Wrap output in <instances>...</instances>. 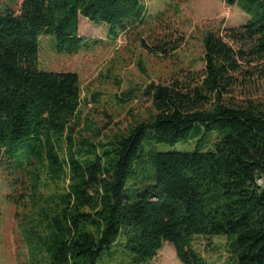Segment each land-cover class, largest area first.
Segmentation results:
<instances>
[{
    "label": "trees",
    "instance_id": "obj_1",
    "mask_svg": "<svg viewBox=\"0 0 264 264\" xmlns=\"http://www.w3.org/2000/svg\"><path fill=\"white\" fill-rule=\"evenodd\" d=\"M225 2L249 20L205 36L202 71L149 84L148 120L103 136L112 121L79 130L80 76L42 70L40 39L77 54L81 17L117 39L145 24L144 0H0V167L28 264H151L166 243L208 264L199 236L227 237L229 264H264V0ZM215 131L214 150L156 149Z\"/></svg>",
    "mask_w": 264,
    "mask_h": 264
},
{
    "label": "rangeland",
    "instance_id": "obj_2",
    "mask_svg": "<svg viewBox=\"0 0 264 264\" xmlns=\"http://www.w3.org/2000/svg\"><path fill=\"white\" fill-rule=\"evenodd\" d=\"M23 0H1L3 7L17 13ZM145 24H129L117 39L110 37V26L96 24L81 17L79 35L84 47L74 55L55 50L54 35L40 39L39 67L44 71L76 72L82 88V123L79 130L91 135L112 121L103 136L127 131L138 122L148 120L152 104L145 95L151 83H171L185 71L204 68V38L210 33L224 34L227 28L244 25L249 16L225 0H144ZM146 43L147 46L144 45ZM163 43L167 51H157ZM218 131L199 134L188 142L175 145L156 144L160 152L214 150L220 139ZM154 173V170L151 171ZM150 174L138 172L143 182ZM4 170L0 167V264H28V247L18 228L17 205L9 195ZM194 248L208 264H229L231 242L227 237L199 236ZM151 264H183L174 247L166 243Z\"/></svg>",
    "mask_w": 264,
    "mask_h": 264
}]
</instances>
